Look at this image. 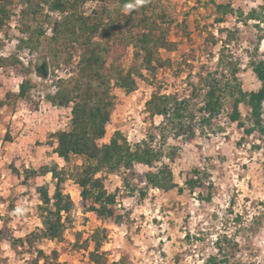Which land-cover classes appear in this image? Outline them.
Returning <instances> with one entry per match:
<instances>
[{"label":"rangeland","instance_id":"rangeland-1","mask_svg":"<svg viewBox=\"0 0 264 264\" xmlns=\"http://www.w3.org/2000/svg\"><path fill=\"white\" fill-rule=\"evenodd\" d=\"M213 1H231L236 9L245 11L259 4L249 0H150L146 14L160 21L168 28V37L178 42L174 51L161 50L160 55L172 63L154 74L143 68L142 56L132 45L111 47L110 62L120 63L125 69L135 67L145 78L138 77V89L131 93L114 89L116 106L107 125V136L100 143L109 142L117 130L132 143L158 133L157 126L163 118L151 117L146 102L158 88L189 95L191 83L198 81L202 67L216 66L220 39L226 37L219 27H239L240 34L232 40L231 49L242 58L243 88L251 91L261 87L248 65V51L258 35L253 21L246 26L229 15L226 23H217ZM94 6L89 2L87 11ZM21 9L22 5L15 9L8 24L0 29V101H4L0 104V264H55L53 251L58 252L60 264H94L90 259L94 250L90 237L97 228L108 231L101 248L107 264H212L211 257L223 261L219 264H264V134L255 131L247 135L233 124L229 103L212 128L199 132L191 142L173 135L163 142L156 136L157 148L176 151V158L166 161L184 191L148 186L144 174L149 168L143 164L103 173L106 188L117 194L116 214L122 219L116 223L88 211L82 205L79 185L69 179L64 192L70 194L74 208L66 220L63 238H44L33 246L19 243L20 238L26 239L43 227L38 187L47 182L51 193L54 191L52 175H41V166L57 162L70 170L83 163L81 156H72L66 162L54 153L55 139L51 134L69 127L71 108L48 101V93L54 92L51 84L39 82L36 74L38 65L47 59L48 65L62 69L67 78L78 58L69 62L63 51L59 52V63L53 62L56 56L49 52L52 26L40 48L22 46L21 40H27L28 34L20 28ZM28 52L30 65L20 58H27ZM259 54L264 58V40ZM26 77L37 87L22 99L17 95ZM241 112L249 126L250 108L242 104ZM195 168L199 169L203 186L189 190L185 182ZM18 208L22 212L18 213ZM37 248L47 255L38 262Z\"/></svg>","mask_w":264,"mask_h":264},{"label":"trees","instance_id":"trees-1","mask_svg":"<svg viewBox=\"0 0 264 264\" xmlns=\"http://www.w3.org/2000/svg\"><path fill=\"white\" fill-rule=\"evenodd\" d=\"M149 1L0 0V29L8 24L14 10L22 5L20 28L28 34L27 40H21L22 46L40 48L48 27L52 26L49 52L56 56L53 62L59 63V52L63 51L69 62L78 58L75 67L70 69L71 75L60 78L55 91L48 93L47 98L55 105L71 108L69 127L57 129L51 134L55 139L54 153L66 162L72 156H81L83 163L70 170L60 167L57 162L41 166V175H52L54 191L51 193L47 182L38 187L43 227L32 232L26 239L20 238V244L33 246L37 240L44 238H63L66 220L74 208L70 194L64 192V185L69 179L79 185L82 205L88 211L95 212L100 218H112L116 223L122 219L121 215L116 214L117 194L106 188L103 173H113L122 168L129 170L136 164H143L149 168L144 174L148 186L163 191L175 188L184 191L166 161L174 160L176 151L174 148H157L154 145L156 136L163 142H167L172 135L191 142L199 132L212 128L213 121L222 114L228 103L231 106L229 119L233 124L244 129L247 135L255 131L264 134V58L259 54L264 40V0H249L258 1L259 4L248 11L236 9L231 1H213L218 14L217 23H226L229 15H234L237 22L246 26L253 21L252 26L258 35L248 51V65L261 82V87L251 91L243 88L240 78L242 58L231 49L232 40L236 37L238 39L240 34L239 27H219V32L222 35L226 33V37L220 39L221 48L216 66L209 69L202 67L198 81L191 83L192 91L189 95L166 93L158 88L146 102L151 117L163 118L157 126L158 133H150L148 138L132 143L117 130L109 142H99L107 136V125L116 106L114 89L131 93L138 89V77L145 78L143 73H137L135 67L125 69L120 63L110 62L111 47L118 44L132 45L137 49L136 54L142 56L143 68L153 74L172 63L171 59L163 58L160 52L176 50L178 42L168 37V28L146 14ZM89 2L95 3L91 11L86 9ZM112 3H116V6L111 7ZM130 4L133 7H127ZM137 28L142 30L135 32ZM37 68L40 75H47V59ZM26 72L29 73L30 69H26ZM35 87L37 84L26 77L19 85L17 96L24 99ZM199 97L200 101H196ZM0 104L3 105L4 101H0ZM242 104L250 108L249 126L243 120ZM199 174L197 168L188 174L186 188L194 190L203 186ZM208 198H211V193ZM107 238V228H97L91 235L94 250L90 252V259L94 264L108 263L105 251L101 250ZM35 250L36 262L47 257L43 249ZM53 255L55 264H60L58 252L53 251ZM210 262L219 264L223 261L211 257Z\"/></svg>","mask_w":264,"mask_h":264},{"label":"built area","instance_id":"built-area-1","mask_svg":"<svg viewBox=\"0 0 264 264\" xmlns=\"http://www.w3.org/2000/svg\"><path fill=\"white\" fill-rule=\"evenodd\" d=\"M25 55H27L28 57L25 58L24 56H21V60L24 62V64L26 65H30L32 62L31 57H29V52L25 53ZM36 63L35 59H33V64ZM36 74L38 75V80L39 82L42 81L46 84H51V87L53 89V91H55L56 89V83L59 81L60 78H65L66 77V72L64 73L62 69H60L59 67L57 68H52L51 65H48V71H47V75H40L39 73L36 72Z\"/></svg>","mask_w":264,"mask_h":264},{"label":"clouds","instance_id":"clouds-1","mask_svg":"<svg viewBox=\"0 0 264 264\" xmlns=\"http://www.w3.org/2000/svg\"><path fill=\"white\" fill-rule=\"evenodd\" d=\"M127 7H129V8H131V7H133V5H127ZM16 211L18 212V213H20V212H22V209H20V208H18V209H16Z\"/></svg>","mask_w":264,"mask_h":264}]
</instances>
